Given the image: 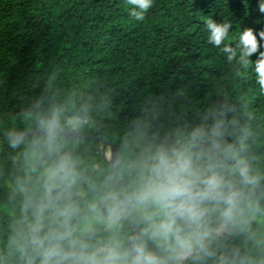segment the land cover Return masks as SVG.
Segmentation results:
<instances>
[{
    "label": "clouds",
    "instance_id": "1",
    "mask_svg": "<svg viewBox=\"0 0 264 264\" xmlns=\"http://www.w3.org/2000/svg\"><path fill=\"white\" fill-rule=\"evenodd\" d=\"M124 3L136 22L153 7ZM254 12L258 28L202 27L264 96V0ZM182 95L146 98L93 152L109 94L41 86L0 125V264H264V128L246 95L217 90L197 109Z\"/></svg>",
    "mask_w": 264,
    "mask_h": 264
},
{
    "label": "trees",
    "instance_id": "2",
    "mask_svg": "<svg viewBox=\"0 0 264 264\" xmlns=\"http://www.w3.org/2000/svg\"><path fill=\"white\" fill-rule=\"evenodd\" d=\"M256 0H153L143 22L127 17L124 0H0V125L39 91L99 87L111 98L104 129L109 142L148 97L202 107L217 90L248 96L264 128V96L252 77L237 80L222 54L207 45V18L258 28ZM257 23V24H253ZM231 42V41H229ZM35 85V87H34ZM86 141L91 151L98 140ZM264 158V143H260ZM98 154V153H97ZM264 164V159L261 161Z\"/></svg>",
    "mask_w": 264,
    "mask_h": 264
},
{
    "label": "water",
    "instance_id": "3",
    "mask_svg": "<svg viewBox=\"0 0 264 264\" xmlns=\"http://www.w3.org/2000/svg\"><path fill=\"white\" fill-rule=\"evenodd\" d=\"M95 140H98L99 142H100V144H101V139H103V140H106V139H104V138H102V137H97V138H94ZM109 142V141H108ZM109 143H111V142H109ZM105 147H106V145L105 144H101V150L103 151L104 149H105Z\"/></svg>",
    "mask_w": 264,
    "mask_h": 264
}]
</instances>
